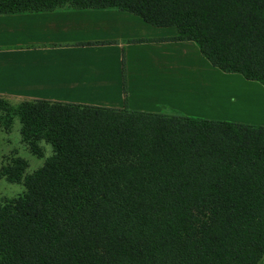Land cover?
I'll return each mask as SVG.
<instances>
[{"label":"trees","instance_id":"16d2710c","mask_svg":"<svg viewBox=\"0 0 264 264\" xmlns=\"http://www.w3.org/2000/svg\"><path fill=\"white\" fill-rule=\"evenodd\" d=\"M117 9L175 27L224 73L264 86V0H0V15ZM39 158L0 177V264H259L264 258V126L0 97Z\"/></svg>","mask_w":264,"mask_h":264},{"label":"crops","instance_id":"0c3cea01","mask_svg":"<svg viewBox=\"0 0 264 264\" xmlns=\"http://www.w3.org/2000/svg\"><path fill=\"white\" fill-rule=\"evenodd\" d=\"M177 35L117 9L0 15V97L208 120L212 104L239 102L235 86L259 89Z\"/></svg>","mask_w":264,"mask_h":264},{"label":"rangeland","instance_id":"374dc122","mask_svg":"<svg viewBox=\"0 0 264 264\" xmlns=\"http://www.w3.org/2000/svg\"><path fill=\"white\" fill-rule=\"evenodd\" d=\"M257 84H259V89L252 85L235 86V99L239 102L232 107L230 105L235 103H223V109L219 104H212L208 120L264 126V86L258 82ZM7 100L13 105L20 103L14 100ZM3 114V112H0V116ZM11 127L10 133H6L1 128L0 122V170L2 166L8 164L14 157H20L28 162L27 173L31 174L41 168L44 161L53 155V149L50 145L42 143L44 157H37L26 144L21 142L19 118L16 117L14 119ZM25 191L23 184L11 183L0 177V202L16 199L22 196ZM259 264H264V258Z\"/></svg>","mask_w":264,"mask_h":264}]
</instances>
